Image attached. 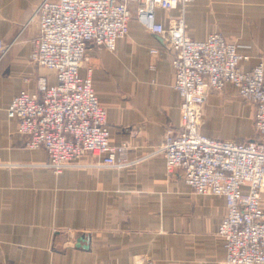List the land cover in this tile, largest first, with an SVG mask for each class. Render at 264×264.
<instances>
[{
  "label": "crops",
  "instance_id": "0c3cea01",
  "mask_svg": "<svg viewBox=\"0 0 264 264\" xmlns=\"http://www.w3.org/2000/svg\"><path fill=\"white\" fill-rule=\"evenodd\" d=\"M43 1L0 0V39L11 46L0 59V264H133L138 256L153 264H224L217 233L225 199L196 194L181 172L167 175L157 152L168 131L180 130L174 53L135 18L114 52L89 47L80 70L83 78L91 72L111 143L128 145L131 165L100 169L86 157L55 173L46 167L45 150L26 147L8 107L21 91L37 93L39 79L57 83L53 73L31 62L39 31L34 13ZM138 7L130 4L133 15ZM179 15L178 9L156 11L165 28ZM185 19L192 40L219 33L235 42L248 57L241 63L246 71L264 56V0H195ZM201 133L264 144L256 134L254 105L232 85L208 95Z\"/></svg>",
  "mask_w": 264,
  "mask_h": 264
},
{
  "label": "built area",
  "instance_id": "2783aa9c",
  "mask_svg": "<svg viewBox=\"0 0 264 264\" xmlns=\"http://www.w3.org/2000/svg\"><path fill=\"white\" fill-rule=\"evenodd\" d=\"M139 5L135 16L131 3ZM195 0H44L34 18L39 31L32 41L31 62L49 70L57 83L38 80L37 93L21 91L8 107L17 133L29 150L43 149L46 167L55 173L72 169L86 157L100 169L121 170L131 165L127 144L113 145L107 110L100 104L91 72L80 70L89 47L114 52L129 34L135 18L160 35L173 51L174 90L180 96V130L168 131L158 149L167 175L181 172L198 195L226 201L225 218L217 236L226 252L224 264H264V144L259 141L216 140L201 133L202 109L210 93L232 85L255 107V128L264 137V56L251 71L241 68L248 57L235 42L219 33L204 41L188 35L185 14ZM180 10L169 28L156 11ZM0 39V59L10 50ZM158 50L152 54H158ZM133 264H153L138 256Z\"/></svg>",
  "mask_w": 264,
  "mask_h": 264
},
{
  "label": "rangeland",
  "instance_id": "374dc122",
  "mask_svg": "<svg viewBox=\"0 0 264 264\" xmlns=\"http://www.w3.org/2000/svg\"><path fill=\"white\" fill-rule=\"evenodd\" d=\"M134 16H135V15H134ZM35 69L40 71V67H35ZM43 69H44V68H43ZM206 119H207V121H208V124H210V125H213V124H214L213 122H210V121H211V118L206 117ZM221 123H223V122H221ZM256 134H257V132H256ZM257 136H258V134H257Z\"/></svg>",
  "mask_w": 264,
  "mask_h": 264
}]
</instances>
